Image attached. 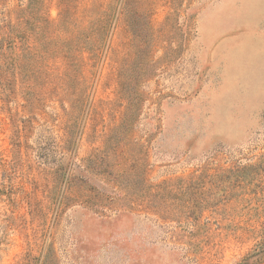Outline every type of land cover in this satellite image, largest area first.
<instances>
[{
	"label": "rangeland",
	"instance_id": "1",
	"mask_svg": "<svg viewBox=\"0 0 264 264\" xmlns=\"http://www.w3.org/2000/svg\"><path fill=\"white\" fill-rule=\"evenodd\" d=\"M261 256L264 0H0V264Z\"/></svg>",
	"mask_w": 264,
	"mask_h": 264
},
{
	"label": "trees",
	"instance_id": "2",
	"mask_svg": "<svg viewBox=\"0 0 264 264\" xmlns=\"http://www.w3.org/2000/svg\"><path fill=\"white\" fill-rule=\"evenodd\" d=\"M259 254H260V252L256 253L255 255H259ZM250 259H251V257H245L241 261L240 264H253V263H251V260ZM262 261H264V257L263 256H261L256 262L259 263V262H262Z\"/></svg>",
	"mask_w": 264,
	"mask_h": 264
}]
</instances>
